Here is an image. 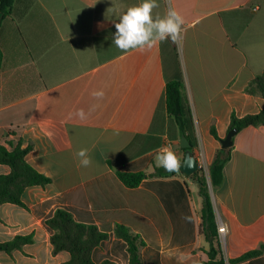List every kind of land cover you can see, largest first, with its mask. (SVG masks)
<instances>
[{"label": "crops", "instance_id": "0c3cea01", "mask_svg": "<svg viewBox=\"0 0 264 264\" xmlns=\"http://www.w3.org/2000/svg\"><path fill=\"white\" fill-rule=\"evenodd\" d=\"M139 2L16 0L12 14L3 16L0 145L8 132L15 142L32 144L27 161L52 183L27 188L25 207H0V243L33 236L22 249L0 251V264L68 262V252L53 253L47 225L61 208L109 234L93 252L95 264H129L116 224L145 240L143 264L206 259L203 203L191 177H154L130 189L116 171L153 173L164 147L185 159L183 135L167 112L169 81L185 83L198 138L194 155L206 172L222 147L212 128L223 140L233 114L264 109L263 97L245 91L264 72V0H157L153 16H163L171 2L184 17L182 43L169 38L150 50L122 52L113 44L114 25ZM99 89L102 100L91 96ZM93 106L86 120L69 115ZM81 148L89 150L90 167L79 166ZM10 171L0 164V175ZM212 196L226 225L220 237L226 264L264 244V127L237 134L224 182Z\"/></svg>", "mask_w": 264, "mask_h": 264}, {"label": "trees", "instance_id": "16d2710c", "mask_svg": "<svg viewBox=\"0 0 264 264\" xmlns=\"http://www.w3.org/2000/svg\"><path fill=\"white\" fill-rule=\"evenodd\" d=\"M16 0H0V12L9 16L13 12ZM3 67V52L0 47V72ZM246 93L259 95L264 99V72L250 82ZM165 101L169 118L178 126L181 134L190 142L188 149L195 154L198 146L195 120L187 97L185 83L182 79L169 81L165 91ZM249 127H264V109L256 114H249L242 118L235 114L231 117L229 132L237 129L239 132ZM215 139H220L215 128L211 130ZM16 134L8 132L5 142L0 145V164L7 165L11 171L0 175V207L4 204H14L25 207L22 200L25 190L29 187H46L52 183V179L37 171L27 161V155L33 150V145L24 146L23 140H13ZM231 149L220 148L214 161L209 166L208 172L200 168L191 176L197 183L199 195L202 198V216L200 232L209 243V249L205 250L206 259L202 264H226L224 258L220 233L218 228L217 210L212 196V189H218L224 182V169L231 159ZM119 179L130 189H135L154 177L176 175L168 173L163 168H157L153 173L122 172L116 171ZM47 225L53 231L51 243L53 253L66 251L70 254V260L63 264H95L93 261L94 250L109 239V234L101 232L96 225L76 222L72 213L66 209H58L47 220ZM114 235L117 239L127 244L130 255L129 264H143L141 250L147 245L141 235L133 232L123 224H116ZM33 242V236H17L10 242L0 243V251L12 253L22 249ZM229 264H264V244L259 248L250 250L239 257L229 259ZM102 264H116L105 260Z\"/></svg>", "mask_w": 264, "mask_h": 264}, {"label": "clouds", "instance_id": "9594fccd", "mask_svg": "<svg viewBox=\"0 0 264 264\" xmlns=\"http://www.w3.org/2000/svg\"><path fill=\"white\" fill-rule=\"evenodd\" d=\"M157 0H140L136 5L129 6L120 16L119 22L115 23V33L113 44L122 52L131 50L145 51L154 48L160 42L171 39L173 43L181 44L185 24L184 17L169 2L166 13L161 16H153V10L158 8ZM91 96L97 100H102L105 96L103 89L93 90ZM95 106L86 113L84 109H77L70 113V117L75 115L81 120H86ZM80 167H90L93 160L89 150L81 148L75 153ZM157 167L163 168L167 172L180 173L183 165L180 157L170 147H164L157 151L155 155ZM189 167L191 165L189 164ZM226 227V226H225Z\"/></svg>", "mask_w": 264, "mask_h": 264}, {"label": "water", "instance_id": "95a60500", "mask_svg": "<svg viewBox=\"0 0 264 264\" xmlns=\"http://www.w3.org/2000/svg\"><path fill=\"white\" fill-rule=\"evenodd\" d=\"M3 16L4 14L0 12V22ZM238 133L239 131L237 129L231 130L228 133L227 137L221 141L222 148L224 149L232 148L234 144V138L237 136ZM180 145L183 149H188L190 147V142L186 136L182 137ZM182 164L183 165L181 166L180 173L177 174L179 176L191 177L200 170V165L197 161V158L191 151H186L185 159L183 160ZM189 164L191 165V167H189ZM168 173H172V172H168Z\"/></svg>", "mask_w": 264, "mask_h": 264}, {"label": "built area", "instance_id": "2783aa9c", "mask_svg": "<svg viewBox=\"0 0 264 264\" xmlns=\"http://www.w3.org/2000/svg\"><path fill=\"white\" fill-rule=\"evenodd\" d=\"M225 223L223 220H218V228H219V233L220 237H224L226 235V227Z\"/></svg>", "mask_w": 264, "mask_h": 264}, {"label": "rangeland", "instance_id": "374dc122", "mask_svg": "<svg viewBox=\"0 0 264 264\" xmlns=\"http://www.w3.org/2000/svg\"><path fill=\"white\" fill-rule=\"evenodd\" d=\"M217 220H222V217L218 212H217Z\"/></svg>", "mask_w": 264, "mask_h": 264}]
</instances>
